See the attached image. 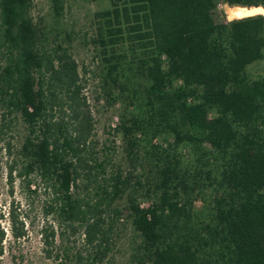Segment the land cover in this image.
Returning a JSON list of instances; mask_svg holds the SVG:
<instances>
[{"label":"trees","instance_id":"16d2710c","mask_svg":"<svg viewBox=\"0 0 264 264\" xmlns=\"http://www.w3.org/2000/svg\"><path fill=\"white\" fill-rule=\"evenodd\" d=\"M109 2L93 43L108 84L125 95L117 131L127 172L98 156L78 66L66 48L45 46L32 0H0V107L6 126L17 117L26 131L19 177L35 175L49 191L57 233L79 242L75 264H108L121 200L140 240L133 264H213L210 250L228 264H264V78L247 72L264 59V16L212 17L219 4L251 8L264 0ZM52 7L59 15L58 0ZM122 45L138 84L122 82ZM158 137L172 144L152 146ZM181 147L190 148L194 164L182 166ZM143 161L151 178L136 173ZM199 181L211 198L202 210L192 197ZM4 220L14 241L27 236L13 205L6 213L0 207V258Z\"/></svg>","mask_w":264,"mask_h":264},{"label":"rangeland","instance_id":"374dc122","mask_svg":"<svg viewBox=\"0 0 264 264\" xmlns=\"http://www.w3.org/2000/svg\"><path fill=\"white\" fill-rule=\"evenodd\" d=\"M58 1L61 10L59 15H55L52 7L53 0H32L30 9L32 21L39 33H42L47 48L58 45L66 48L78 66L84 83V94L94 121L93 138L98 156L110 157L112 164L119 166L123 172H127L131 169L125 140L117 131L123 104H125L121 100L125 95L121 97L118 87L108 84L103 53L101 48L93 43L101 26L98 14L110 10L111 3L109 0ZM237 8L240 7L230 8L219 4L212 13L213 20L216 23L234 20L236 17L232 12ZM117 56L123 58L122 82L133 79V82L138 84L136 77H132L134 67L131 66L132 60L128 53V46H119ZM3 64L0 49V67ZM247 72L252 79L264 78V59L250 66ZM132 111L135 110L130 107L128 112ZM1 114L4 118H0V207L6 213L13 205L25 222L27 236L14 241L9 235L7 222L5 220L1 222V226L7 233L3 242L0 264H75L72 256L79 248V242L71 237L69 239L66 236L60 237L57 233L60 229L49 191L35 175L19 177L25 162L21 156V147L26 135L25 127L17 117L7 118L10 124L6 126V108L3 106L0 107V116ZM143 142H149V139L144 138ZM150 143L152 146L167 148V144H172V141L166 142L164 138L158 137ZM179 151L182 166L194 164L189 147H181ZM141 165L145 170L138 169L136 173L151 178L149 166L144 161ZM197 188L200 191L192 196L193 204L196 210H202L211 200L210 192L203 181H199ZM118 206L122 210L121 221L115 224L113 229L112 247L106 263L133 264V256L140 240L129 224L124 200H121ZM142 206L145 207L146 203ZM52 231L56 232L53 241L45 238ZM46 240L51 243L46 245ZM205 254L213 264H228L219 250L206 251Z\"/></svg>","mask_w":264,"mask_h":264},{"label":"bare ground","instance_id":"6f19581e","mask_svg":"<svg viewBox=\"0 0 264 264\" xmlns=\"http://www.w3.org/2000/svg\"><path fill=\"white\" fill-rule=\"evenodd\" d=\"M259 8V7H258ZM245 8H237V9H235L233 12H232V14L235 16V17H237V16H239V15H241L242 14V12H243V10H244ZM256 9L257 8H250V9H247V11L246 12H243V14L246 16V15H248V14H250V13H252V14H256L257 15V12H256Z\"/></svg>","mask_w":264,"mask_h":264},{"label":"clouds","instance_id":"9594fccd","mask_svg":"<svg viewBox=\"0 0 264 264\" xmlns=\"http://www.w3.org/2000/svg\"><path fill=\"white\" fill-rule=\"evenodd\" d=\"M246 11H247V9H244V10H243V12H246ZM243 12H242L241 15L237 16L235 19H245V18H247V17L243 14ZM256 12H257V14H259V15H264V6H262V7H260V8H257V9H256Z\"/></svg>","mask_w":264,"mask_h":264},{"label":"water","instance_id":"95a60500","mask_svg":"<svg viewBox=\"0 0 264 264\" xmlns=\"http://www.w3.org/2000/svg\"><path fill=\"white\" fill-rule=\"evenodd\" d=\"M256 15V14H255ZM254 14L250 13L248 15H246V17H252V16H255Z\"/></svg>","mask_w":264,"mask_h":264}]
</instances>
